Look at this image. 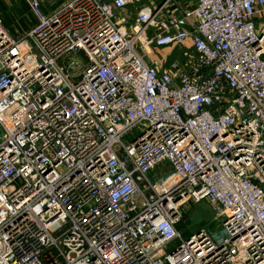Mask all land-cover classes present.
<instances>
[{
  "label": "built area",
  "instance_id": "built-area-1",
  "mask_svg": "<svg viewBox=\"0 0 264 264\" xmlns=\"http://www.w3.org/2000/svg\"><path fill=\"white\" fill-rule=\"evenodd\" d=\"M48 1L0 21V264H264V0Z\"/></svg>",
  "mask_w": 264,
  "mask_h": 264
},
{
  "label": "rangeland",
  "instance_id": "rangeland-1",
  "mask_svg": "<svg viewBox=\"0 0 264 264\" xmlns=\"http://www.w3.org/2000/svg\"><path fill=\"white\" fill-rule=\"evenodd\" d=\"M63 0H49L45 5L47 7H56ZM44 9L45 12L49 10ZM0 21L7 32L12 37H19L26 31L33 23L34 18L28 12L24 0H0ZM130 135H126L125 139H130ZM166 163H160L156 169L150 173L151 176L158 177L159 171H168ZM182 218L180 228L182 236L188 237L191 233L197 231L199 228H205L210 234H218L220 231L219 223L214 220L211 205L206 200L200 202H186L179 207ZM174 245H171L167 250L170 251Z\"/></svg>",
  "mask_w": 264,
  "mask_h": 264
},
{
  "label": "crops",
  "instance_id": "crops-1",
  "mask_svg": "<svg viewBox=\"0 0 264 264\" xmlns=\"http://www.w3.org/2000/svg\"><path fill=\"white\" fill-rule=\"evenodd\" d=\"M44 8H45L46 10H47V8H49V10L52 9V7H47V6H45ZM49 10H47V11H49Z\"/></svg>",
  "mask_w": 264,
  "mask_h": 264
}]
</instances>
